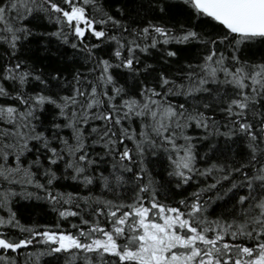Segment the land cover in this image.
Instances as JSON below:
<instances>
[{
	"label": "snow or ice",
	"instance_id": "obj_1",
	"mask_svg": "<svg viewBox=\"0 0 264 264\" xmlns=\"http://www.w3.org/2000/svg\"><path fill=\"white\" fill-rule=\"evenodd\" d=\"M0 264H264V0H0Z\"/></svg>",
	"mask_w": 264,
	"mask_h": 264
},
{
	"label": "trees",
	"instance_id": "obj_2",
	"mask_svg": "<svg viewBox=\"0 0 264 264\" xmlns=\"http://www.w3.org/2000/svg\"><path fill=\"white\" fill-rule=\"evenodd\" d=\"M71 50H69L70 53ZM32 215V216H42L43 213L40 209H36L35 211H32L31 209L25 211V216Z\"/></svg>",
	"mask_w": 264,
	"mask_h": 264
}]
</instances>
